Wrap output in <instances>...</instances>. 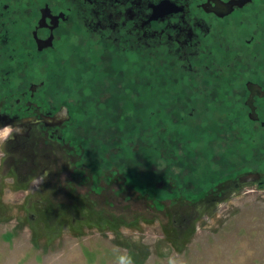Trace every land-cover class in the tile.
<instances>
[{"label":"rangeland","instance_id":"1","mask_svg":"<svg viewBox=\"0 0 264 264\" xmlns=\"http://www.w3.org/2000/svg\"><path fill=\"white\" fill-rule=\"evenodd\" d=\"M128 92L137 102L114 113L137 126L102 122L95 101L75 111L62 144L0 128V264H264V142L238 143L235 131L236 143L220 132L206 141L207 119H189L172 91L163 112L180 125L165 115L148 125L147 94ZM213 115L227 131L228 117ZM188 124L204 137L179 141Z\"/></svg>","mask_w":264,"mask_h":264},{"label":"flooded vegetation","instance_id":"2","mask_svg":"<svg viewBox=\"0 0 264 264\" xmlns=\"http://www.w3.org/2000/svg\"><path fill=\"white\" fill-rule=\"evenodd\" d=\"M128 90L147 94L148 125L160 115L180 125L163 112L172 91L189 119H207L206 141L220 132L219 143L246 142L247 133L264 142V0H0V128L62 144L75 111L95 101L102 122L137 126L114 113L137 102ZM215 112L228 117L220 123L227 131L213 128ZM183 132L179 141L204 137L196 124ZM32 160L25 156L19 168Z\"/></svg>","mask_w":264,"mask_h":264}]
</instances>
